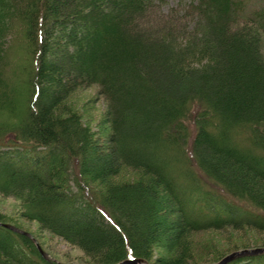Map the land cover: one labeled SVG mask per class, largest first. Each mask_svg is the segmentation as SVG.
Returning a JSON list of instances; mask_svg holds the SVG:
<instances>
[{"label": "trees", "instance_id": "1", "mask_svg": "<svg viewBox=\"0 0 264 264\" xmlns=\"http://www.w3.org/2000/svg\"><path fill=\"white\" fill-rule=\"evenodd\" d=\"M164 2L0 0V115L27 105L0 132L14 137L0 146V192L89 264L149 261L155 244L169 253L157 264H193L194 232L264 234V1ZM22 39L24 81L11 61ZM90 85L109 103L107 149L68 104ZM124 164L141 177L112 183ZM86 174L106 183V202ZM6 224L0 264H53Z\"/></svg>", "mask_w": 264, "mask_h": 264}, {"label": "rangeland", "instance_id": "2", "mask_svg": "<svg viewBox=\"0 0 264 264\" xmlns=\"http://www.w3.org/2000/svg\"><path fill=\"white\" fill-rule=\"evenodd\" d=\"M248 9L252 10L263 4L264 0H247ZM190 0H165L163 4V10H168L178 5H186ZM248 10V11H249ZM22 43L16 42L13 51L11 52V61L16 67L19 76V80H26V68L29 64V55L26 49L27 42L22 39ZM264 50V47H263ZM13 67V68H14ZM74 111L80 113L85 126H88L91 133L94 134V138L99 141V149H107L109 147L108 139L106 138L107 131L110 129L109 121V103L106 96L101 92V88L98 85H90L82 87L76 91L68 103ZM27 105L23 106L20 115H13V113H2L0 115V132L3 133L15 126L19 125V119L24 117L27 112ZM199 110V107L195 105L191 108V117L189 125L191 131L195 132L194 116ZM20 117V118H19ZM13 136H8L5 140L0 141V146H9ZM78 171H76V174ZM77 177L78 176L77 174ZM141 177L140 173L132 167L124 164L121 166L118 176L115 179L109 180L114 184L130 183L136 181ZM85 182L91 187L89 188V194L100 204V200L104 203L106 193V183L96 182L90 175L83 176ZM0 176V183L1 182ZM104 195V196H103ZM191 199L192 204L195 203V198L188 196L185 199ZM106 202V201H105ZM188 205V203H187ZM192 207V205L190 206ZM200 207V206H199ZM198 207V208H199ZM197 208V209H198ZM112 209L116 215L119 214L118 209L114 206ZM117 210V211H116ZM25 208L21 198L16 196H6L0 192V217L7 222L6 225L18 226L35 245L40 252L43 251L49 255L47 260L53 264H89V259L85 253L76 245L65 241L63 238L55 235L49 229L42 226L37 220H29L25 216ZM115 215V216H116ZM194 248V263L193 264H214L218 259L223 258L230 253L244 248L251 249L252 247L264 246V234H257L251 231L247 227L242 228V232H236L232 229H226L224 231H205L194 232L192 238ZM260 242H262L260 244ZM250 247V248H247ZM168 251L161 245H153V249L150 252V260H139L136 264H157L158 259L161 257H167ZM46 259V258H45ZM128 260H137V258H130ZM220 261V260H219Z\"/></svg>", "mask_w": 264, "mask_h": 264}, {"label": "water", "instance_id": "3", "mask_svg": "<svg viewBox=\"0 0 264 264\" xmlns=\"http://www.w3.org/2000/svg\"><path fill=\"white\" fill-rule=\"evenodd\" d=\"M5 227L18 232L27 235L24 233L21 229L11 226V225H5ZM41 255L48 259L49 255L43 251L40 250ZM264 254V247H258V248H251V249H242L238 251H234L230 253L229 255L223 257L220 261L214 263V264H229L230 262L234 261L235 259L246 257V256H256V255H261ZM140 260V259H139ZM137 260H125L122 263L119 264H136L138 261ZM141 261V260H140Z\"/></svg>", "mask_w": 264, "mask_h": 264}]
</instances>
